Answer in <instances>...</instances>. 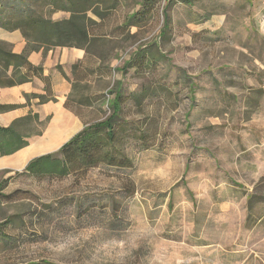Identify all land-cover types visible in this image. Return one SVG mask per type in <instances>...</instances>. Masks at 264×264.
I'll list each match as a JSON object with an SVG mask.
<instances>
[{"label":"rangeland","instance_id":"obj_1","mask_svg":"<svg viewBox=\"0 0 264 264\" xmlns=\"http://www.w3.org/2000/svg\"><path fill=\"white\" fill-rule=\"evenodd\" d=\"M119 2L104 20L89 13L98 41L75 62L69 108L71 61L52 69L49 113L27 127L29 145L51 125L64 143L107 117L99 96L121 88L133 163L0 173V264H264V0Z\"/></svg>","mask_w":264,"mask_h":264},{"label":"trees","instance_id":"obj_2","mask_svg":"<svg viewBox=\"0 0 264 264\" xmlns=\"http://www.w3.org/2000/svg\"><path fill=\"white\" fill-rule=\"evenodd\" d=\"M104 2L102 9L99 5ZM41 3L39 6H34ZM98 4V6H96ZM119 0H0V28L8 31L20 30L27 41L25 50L21 53L12 51L10 44L0 40V87H8L32 81L35 77L45 82L44 93L25 94L27 102L37 99L38 104L47 103L53 98L52 85L49 76L44 75L41 65H33L28 60L32 51L43 49L44 52L55 47H74L85 50L91 54L98 41L94 33L98 20H104L107 13L118 8ZM48 8L47 11L44 9ZM57 11L69 12L70 16L63 19H52L49 13ZM137 14L127 18L124 26L134 21ZM165 20L168 16L165 13ZM167 23L164 25L166 27ZM165 34V29L161 35ZM144 57V53H140ZM128 63L127 66L131 64ZM72 65V91L65 102L69 108L71 95L79 90L78 80L82 77L79 65ZM126 66V68H127ZM66 76V74H63ZM192 91L194 84L189 85ZM113 95L112 98L107 95ZM125 95L121 88L109 90L99 96L98 102L108 105L111 113L104 119L86 123L84 127L65 142L59 150L48 152L33 157L19 172L33 176L66 177L69 175L85 174L89 169L100 165L128 167L132 159L121 145L128 137V120L124 117ZM22 104H0V113L7 112ZM39 121L38 114H29L16 118L8 126L0 125V153L2 156L13 154L29 145L28 138L33 135L29 126L32 122ZM39 134V133H38ZM145 136L142 133L140 139ZM9 169L0 170L7 173ZM9 177L0 181V190L8 183ZM253 195L248 198V220H251L255 202Z\"/></svg>","mask_w":264,"mask_h":264},{"label":"crops","instance_id":"obj_3","mask_svg":"<svg viewBox=\"0 0 264 264\" xmlns=\"http://www.w3.org/2000/svg\"><path fill=\"white\" fill-rule=\"evenodd\" d=\"M0 40L8 42L12 48V51L15 53L23 52L27 44V41L20 30L8 31L0 28ZM61 48L62 47H55L48 50L47 52H44L43 49H40L39 51H32L28 54V60L33 65H41L44 68V75L50 77V72L59 63L62 64L67 61L68 62L71 61L72 63H75L76 61L81 60L85 55V50L79 48H73L74 50L71 52V56H69L68 52H66L64 54L61 53L60 57H58L54 53L57 52V49H61ZM44 87H45V82L37 77H35L32 81L23 84L8 86V87H0V104L24 105L22 107L0 113V125L8 126L16 118L25 116L30 112H32V114L40 112V114L44 113V116H47L49 113L48 110L50 109L49 108L50 106H48L49 102L38 104L37 99H32L28 103L25 97V94L44 93ZM36 103L41 107V110L36 109L35 107ZM28 146L16 151L13 154L2 156L0 153V170L3 169L11 170L14 165H17L21 161H23L21 158L22 151L25 150ZM35 156L27 158L25 161L26 164L29 162L30 159H32Z\"/></svg>","mask_w":264,"mask_h":264},{"label":"bare ground","instance_id":"obj_4","mask_svg":"<svg viewBox=\"0 0 264 264\" xmlns=\"http://www.w3.org/2000/svg\"><path fill=\"white\" fill-rule=\"evenodd\" d=\"M64 136L57 127L51 125L46 133V137L39 142L33 143L22 151L23 163L27 158L47 153L49 151L57 149L64 141Z\"/></svg>","mask_w":264,"mask_h":264},{"label":"water","instance_id":"obj_5","mask_svg":"<svg viewBox=\"0 0 264 264\" xmlns=\"http://www.w3.org/2000/svg\"><path fill=\"white\" fill-rule=\"evenodd\" d=\"M75 134H76V133H75ZM75 134H73L72 136H74ZM72 136H71V137H72ZM71 137H70V138H71ZM70 138H68V140H69ZM68 140H66L65 142H67ZM65 142H64V143H65ZM64 143H63V144H64ZM63 144H62V145H63ZM62 145H61V146H62ZM61 146H60V147H61ZM60 147H59V149H60ZM59 149H58V150H59ZM50 152H54V151H50ZM47 153H48V152H47ZM43 154H44V153H43Z\"/></svg>","mask_w":264,"mask_h":264}]
</instances>
